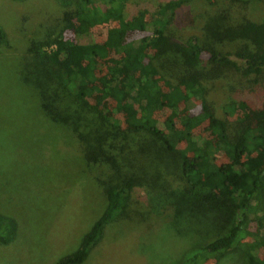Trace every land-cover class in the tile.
<instances>
[{"label": "trees", "instance_id": "1", "mask_svg": "<svg viewBox=\"0 0 264 264\" xmlns=\"http://www.w3.org/2000/svg\"><path fill=\"white\" fill-rule=\"evenodd\" d=\"M129 1L57 0L73 11L43 45L57 82L51 95L35 85L39 112L73 125L56 112L71 103L67 113L78 109L80 120L90 112L108 131L147 135L176 159L183 192L232 214L223 234L181 264L235 251L264 264V11L252 21L243 16L258 0H165L136 9ZM223 42L235 47L218 49ZM135 189L133 177L106 186L101 213L54 264H82L102 248ZM150 221L131 222L121 238ZM15 231L14 220L0 214V244Z\"/></svg>", "mask_w": 264, "mask_h": 264}, {"label": "rangeland", "instance_id": "2", "mask_svg": "<svg viewBox=\"0 0 264 264\" xmlns=\"http://www.w3.org/2000/svg\"><path fill=\"white\" fill-rule=\"evenodd\" d=\"M164 1L128 5L149 8ZM72 11L57 0H0V214L16 225L13 239L0 244V264H54L76 248L101 213L104 188L128 177L136 185L130 205L107 227L103 247L82 264H181L223 234L232 214L183 192L176 159L147 135L108 131L90 112L80 120L78 109L67 113L71 103L56 112L76 120L73 125L50 123L39 112L35 85L45 84L51 95L57 82L48 74L43 45ZM263 11L264 0L250 1L243 18L258 21ZM142 220L152 221L121 238L127 225ZM203 264L250 263L235 251Z\"/></svg>", "mask_w": 264, "mask_h": 264}]
</instances>
